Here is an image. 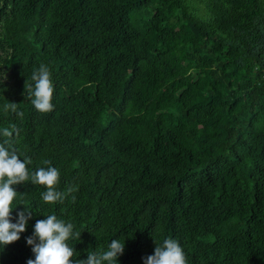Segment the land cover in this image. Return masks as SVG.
I'll list each match as a JSON object with an SVG mask.
<instances>
[{
    "label": "trees",
    "instance_id": "1",
    "mask_svg": "<svg viewBox=\"0 0 264 264\" xmlns=\"http://www.w3.org/2000/svg\"><path fill=\"white\" fill-rule=\"evenodd\" d=\"M41 62L47 113L24 88ZM3 129L30 172L49 160L76 191L46 204L13 185V217L33 214L0 264L35 258L47 215L81 232L70 259L119 239L118 264H144L171 237L187 264H264V0H0Z\"/></svg>",
    "mask_w": 264,
    "mask_h": 264
},
{
    "label": "clouds",
    "instance_id": "2",
    "mask_svg": "<svg viewBox=\"0 0 264 264\" xmlns=\"http://www.w3.org/2000/svg\"><path fill=\"white\" fill-rule=\"evenodd\" d=\"M31 80L34 83L25 81L24 88L32 105L42 113L52 111L54 86L48 66L41 62L34 69ZM4 109L16 112L17 103L5 104ZM17 114L22 116V113ZM2 132L9 137L0 143V245L5 246L20 239V234L26 230L33 214L31 208L23 204L24 209L13 217L12 211L16 207H13V200L17 196L13 185L29 181L35 185H43L46 191L41 193V198L46 204L63 203L76 189L69 187L64 192L57 190L60 173L49 160L42 161L47 167H38L30 172L27 166L32 163L31 158L24 156L21 160L11 143L12 132L8 129H3ZM72 200L75 201V196H72ZM74 229L73 223L59 219L56 215L38 219L32 234L25 238L35 256L34 259H28L27 264H118V257L125 249L124 241L119 239H112L106 251L88 252L86 259H70L76 257L77 252L68 242L81 237V232ZM155 243L154 253L143 258L144 264H187L186 255L178 240L169 237L162 243Z\"/></svg>",
    "mask_w": 264,
    "mask_h": 264
}]
</instances>
